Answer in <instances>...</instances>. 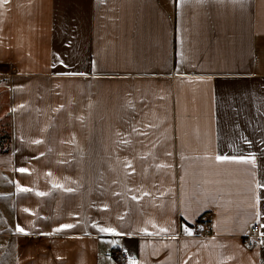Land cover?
Segmentation results:
<instances>
[{
    "label": "crops",
    "instance_id": "0c3cea01",
    "mask_svg": "<svg viewBox=\"0 0 264 264\" xmlns=\"http://www.w3.org/2000/svg\"><path fill=\"white\" fill-rule=\"evenodd\" d=\"M1 137L0 264H264V0H0Z\"/></svg>",
    "mask_w": 264,
    "mask_h": 264
},
{
    "label": "built area",
    "instance_id": "2783aa9c",
    "mask_svg": "<svg viewBox=\"0 0 264 264\" xmlns=\"http://www.w3.org/2000/svg\"><path fill=\"white\" fill-rule=\"evenodd\" d=\"M197 226H199V228H200V235L202 237H208V236L212 235V220L209 217V215L202 216L197 221ZM257 231H258V227L254 226L252 229V234L250 235V237L247 240L248 247L252 248L256 245V242L252 239V237L259 236ZM110 257L117 264L124 263L128 258L127 254L125 252L119 251V250H113L110 253Z\"/></svg>",
    "mask_w": 264,
    "mask_h": 264
},
{
    "label": "snow or ice",
    "instance_id": "6c2138e0",
    "mask_svg": "<svg viewBox=\"0 0 264 264\" xmlns=\"http://www.w3.org/2000/svg\"><path fill=\"white\" fill-rule=\"evenodd\" d=\"M217 159H221V157H217ZM223 159H228L227 157H223ZM243 162H248V161H243ZM19 171L21 172H24L25 169H19ZM24 191H27V189H24ZM40 195H43V193H40ZM65 228H71L72 225H65L64 226ZM262 227H264V225H262ZM101 232H108V231H111L110 229L108 228H100L99 229ZM19 231L23 232L24 230L22 228L19 229Z\"/></svg>",
    "mask_w": 264,
    "mask_h": 264
},
{
    "label": "trees",
    "instance_id": "16d2710c",
    "mask_svg": "<svg viewBox=\"0 0 264 264\" xmlns=\"http://www.w3.org/2000/svg\"><path fill=\"white\" fill-rule=\"evenodd\" d=\"M0 140H4V137H1Z\"/></svg>",
    "mask_w": 264,
    "mask_h": 264
}]
</instances>
